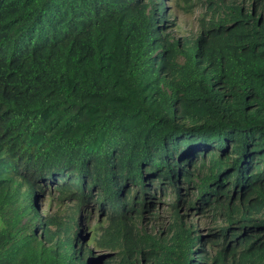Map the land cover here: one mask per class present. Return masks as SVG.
I'll return each mask as SVG.
<instances>
[{
  "label": "trees",
  "instance_id": "trees-1",
  "mask_svg": "<svg viewBox=\"0 0 264 264\" xmlns=\"http://www.w3.org/2000/svg\"><path fill=\"white\" fill-rule=\"evenodd\" d=\"M166 1L0 0V264H264V0Z\"/></svg>",
  "mask_w": 264,
  "mask_h": 264
},
{
  "label": "rangeland",
  "instance_id": "rangeland-1",
  "mask_svg": "<svg viewBox=\"0 0 264 264\" xmlns=\"http://www.w3.org/2000/svg\"><path fill=\"white\" fill-rule=\"evenodd\" d=\"M202 1L203 0H189L188 2H183V0H167L166 10L169 12V17L165 22L167 26L166 33H169L175 39H193L198 34L200 20L203 19L207 10V3ZM172 202V196L165 198L158 195L156 196L155 206L157 208L156 214H158V217L153 219L150 215H146V226L148 231L158 235L165 234L170 220L169 209ZM47 210L48 205L44 204L43 211ZM51 210L54 213L56 211V206H53ZM210 214H212V212L200 216L199 218L188 216V219L200 230L201 234L208 235L210 233V228H214L216 224L222 223L220 219H214ZM84 231L87 232V229ZM207 249L209 250V247H207Z\"/></svg>",
  "mask_w": 264,
  "mask_h": 264
},
{
  "label": "water",
  "instance_id": "water-1",
  "mask_svg": "<svg viewBox=\"0 0 264 264\" xmlns=\"http://www.w3.org/2000/svg\"><path fill=\"white\" fill-rule=\"evenodd\" d=\"M109 255V254H108Z\"/></svg>",
  "mask_w": 264,
  "mask_h": 264
}]
</instances>
